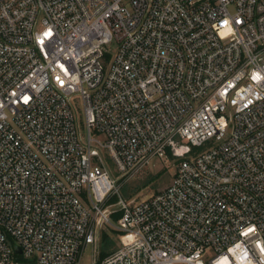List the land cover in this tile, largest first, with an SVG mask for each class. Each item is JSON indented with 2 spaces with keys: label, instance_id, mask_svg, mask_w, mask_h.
Listing matches in <instances>:
<instances>
[{
  "label": "built area",
  "instance_id": "1",
  "mask_svg": "<svg viewBox=\"0 0 264 264\" xmlns=\"http://www.w3.org/2000/svg\"><path fill=\"white\" fill-rule=\"evenodd\" d=\"M168 151L165 188L121 195ZM86 247L264 264V0H0V264Z\"/></svg>",
  "mask_w": 264,
  "mask_h": 264
},
{
  "label": "rangeland",
  "instance_id": "2",
  "mask_svg": "<svg viewBox=\"0 0 264 264\" xmlns=\"http://www.w3.org/2000/svg\"><path fill=\"white\" fill-rule=\"evenodd\" d=\"M80 129L85 134V126L83 125V119L79 116ZM104 154L107 157L106 152ZM176 167V162L174 159L168 156H159L153 160V162L143 169L141 172L137 173L131 177L128 184L131 186L139 185V189L131 194L129 198L135 197L136 199L145 198L155 192H158L165 188L170 182L174 169ZM112 174L115 173L110 168ZM147 180V181H146ZM121 195H123L120 188ZM124 196V195H123ZM90 261L89 248L86 247L83 252L82 262L87 264Z\"/></svg>",
  "mask_w": 264,
  "mask_h": 264
},
{
  "label": "trees",
  "instance_id": "3",
  "mask_svg": "<svg viewBox=\"0 0 264 264\" xmlns=\"http://www.w3.org/2000/svg\"><path fill=\"white\" fill-rule=\"evenodd\" d=\"M167 156L171 159H173L172 154L168 151ZM176 162V160H174ZM147 181V180H146ZM139 185H135V186H131L130 184H128V182H125L122 186H121V191L124 195V197H130L132 193H134L136 190L139 189ZM117 214H115L114 217H116ZM117 245V233L116 231H103L102 234V243H101V249H100V257H103L107 254H109L110 252H112Z\"/></svg>",
  "mask_w": 264,
  "mask_h": 264
},
{
  "label": "water",
  "instance_id": "4",
  "mask_svg": "<svg viewBox=\"0 0 264 264\" xmlns=\"http://www.w3.org/2000/svg\"><path fill=\"white\" fill-rule=\"evenodd\" d=\"M17 251H19V249H18ZM17 259H18V258H17Z\"/></svg>",
  "mask_w": 264,
  "mask_h": 264
}]
</instances>
